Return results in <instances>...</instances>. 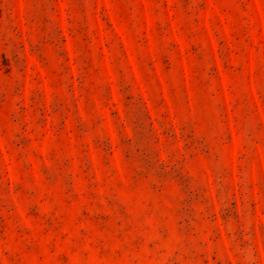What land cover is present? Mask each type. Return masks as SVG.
Wrapping results in <instances>:
<instances>
[{
    "label": "rangeland",
    "instance_id": "rangeland-1",
    "mask_svg": "<svg viewBox=\"0 0 264 264\" xmlns=\"http://www.w3.org/2000/svg\"><path fill=\"white\" fill-rule=\"evenodd\" d=\"M0 264H264V0H0Z\"/></svg>",
    "mask_w": 264,
    "mask_h": 264
}]
</instances>
